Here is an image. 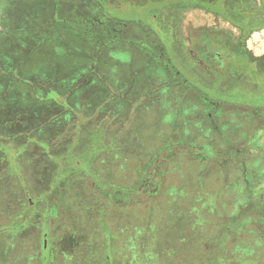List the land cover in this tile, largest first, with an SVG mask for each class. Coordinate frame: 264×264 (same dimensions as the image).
<instances>
[{"label": "rangeland", "instance_id": "rangeland-1", "mask_svg": "<svg viewBox=\"0 0 264 264\" xmlns=\"http://www.w3.org/2000/svg\"><path fill=\"white\" fill-rule=\"evenodd\" d=\"M97 1L100 13L104 18L113 20L111 28L119 30L118 34L107 35L98 26L92 27L91 23H86L85 18L77 20L72 18L71 13L60 14L57 10V0H39L33 4L32 12L39 14L41 19L34 23L28 14L19 13L16 16V19L20 18L17 29L21 30L16 34L1 33L0 45H14V42L30 37L28 29L38 27L36 30L45 31L39 36L45 44L40 45L37 54L45 49L47 55L44 62L52 78H64L68 82L74 75L80 74L84 79V72L80 73L77 68L84 69V65H87L93 68L88 70L87 74L97 78L105 86L112 104L114 101L126 100L122 96L123 93L113 90L110 86H117V81L112 79L106 82L95 69L94 56L98 42L95 35L102 32L108 46L123 51L126 49L124 41L131 33L144 31L153 42H157L164 54V47L154 33L158 31L154 23L157 12H153L156 5L150 2L137 6L124 2L118 6L115 0L111 4L110 0ZM20 11L25 13L26 10ZM200 27L229 29L235 32L229 24L212 14L202 10H190L185 13L182 25L187 48L190 46L189 32ZM74 29L81 30L87 42L89 39L96 41L94 45L89 42L86 56L76 57L74 54L78 53L75 52L78 49L75 45L79 42L76 38H71ZM48 30H57L61 38L56 42L46 43ZM114 35L120 37L115 40ZM105 42L102 44H106ZM58 43L60 47H57ZM80 44L85 45L82 42ZM54 47L58 49V53L53 52ZM247 48L254 56L263 58L264 63V29L251 36L247 41ZM112 51L116 53L114 49L110 52ZM189 52L192 56L190 49ZM162 56L161 60L167 67L178 72L169 57ZM109 66L111 71L107 72L108 75L114 72L112 70L115 65ZM130 67L131 65L126 66L125 73L128 77H135L133 71L137 68ZM28 84L32 85L31 82ZM94 86L92 82H83L77 87L76 92L80 93L82 103H75L76 108L91 107L89 100L93 98ZM141 90L146 93L143 97L146 95L147 98H153L161 89L151 88L147 92L139 88V91ZM71 92L73 90L63 96L68 102L72 96ZM55 93V89L51 88L48 95L53 99ZM143 97L138 102L139 105L130 104L131 113H134L125 122L129 126L128 138L134 144L132 149L127 147L126 150L117 151L112 147L102 153L98 151L101 133L93 134L89 131L85 137L89 141L87 148L76 153L69 147L68 153L77 154L85 162L91 161L101 153L93 165V170L83 166L82 171L69 174L65 184L54 195V201L46 206L40 203V200H45V189L49 190V187H44L36 177L29 178L32 190L30 199L35 201V204L31 205L36 207L35 211L31 213L29 225L25 230L13 237L9 234H14V231L0 235V264H42V257L48 253L43 249L45 234L51 253L48 254L47 263L46 260L43 261L45 264H264V183L255 180L251 184L250 181L238 180L243 175L242 172L248 171L243 166H238V162L244 161L246 157H256L264 151V127L255 133V137L245 149L240 148L244 153L239 154V158L229 153L209 154L201 147L187 144H175L153 155L152 152L158 151L163 145V139L167 141L169 137L173 141L175 136L172 126L166 125L170 116L163 118L159 115L161 109L169 111V107L159 104V110L155 111ZM21 101L19 96H14L11 103L16 112L6 113L4 116L7 117L3 119L12 122L20 118L32 124L30 118L23 119L19 116V113L25 110V103L20 104ZM26 105L29 108L31 106L27 103ZM55 105L52 102V106ZM107 105L104 108L107 109ZM139 106L142 109L136 112ZM96 107L98 106H92L91 109ZM113 107L115 108L116 104H113ZM99 113L102 112L96 111L93 124L112 131L110 140L113 143L115 131L120 124L111 116L107 119L100 118L97 115ZM85 119L76 115L74 120L64 119V123L74 122L78 126L84 123ZM156 120L157 126L150 129ZM1 121L4 120L1 119L0 123ZM54 121L55 117L49 114L43 115L41 119V122L46 124ZM54 133L59 140L66 136L76 141L78 137V131L63 134L56 130ZM119 139V144H123L124 139ZM26 142L35 141L31 136ZM119 144L115 143L114 146ZM0 148L6 154L9 151L8 145H0ZM6 159L7 157L0 159L1 181L6 169L12 173L19 170L17 163L11 160L6 162ZM38 164L39 160L35 161V165L32 164L34 168L28 167V171L39 168L48 170ZM63 175L60 169L50 175V189L57 186ZM198 176L203 177L206 189ZM20 186H24L22 182ZM131 187L135 191L130 190ZM28 199L26 198V201ZM45 207L47 212H44ZM238 219L242 220L238 222ZM7 221L8 216L0 214V228ZM227 221L234 223L228 225ZM228 230L239 233L233 232L229 235ZM222 233L223 237L220 236ZM6 244L8 249L4 253L3 246Z\"/></svg>", "mask_w": 264, "mask_h": 264}, {"label": "trees", "instance_id": "trees-1", "mask_svg": "<svg viewBox=\"0 0 264 264\" xmlns=\"http://www.w3.org/2000/svg\"><path fill=\"white\" fill-rule=\"evenodd\" d=\"M115 1L118 6L124 2L137 6L154 3L156 6L153 12H157L154 23L158 27V31L154 33L164 47L163 54L157 42H153L144 31L131 33L124 41L126 49L123 51L108 46L105 42L107 39L103 37L104 34L95 35L98 41L97 53L94 56L95 69L106 82L116 80L117 86L113 84L110 86L113 90L123 93L122 96L126 99L114 101L115 108L109 100L105 86L97 78L94 79L87 74L88 70L93 69L87 65H84L86 67L84 69L77 68V71H81L80 73L84 72V79L80 77V74L74 75L68 82L64 78L61 80L52 78L44 62V57L47 55L45 49L37 54L40 45L45 44L39 39L44 30L28 29L30 37L20 39L19 42H14V45H0V120H4L0 123V145L9 147L7 154L0 148V159L7 157L6 162L11 160L19 167L17 173L6 169V173L2 175V181L0 179V214L8 216L7 223L0 228V235L14 231V234H9L13 237L29 225L31 213L36 208L31 205L35 204V201L30 199L32 194L30 177L31 179L36 177L44 187H49V190L45 189L44 201L40 200V196L38 197L40 203L46 206L54 201V195L65 184L69 174L78 170L82 171L83 166H87L90 171L93 170V165L101 153L89 162L83 161L77 154L69 155L68 153L69 147L76 153L87 148L89 141L85 137L89 131L93 134L101 133L98 151L102 153L109 151L112 147H115L117 151L118 149L126 150L127 147L132 149L134 144L128 138L129 126L125 122L134 113H131L130 104L139 105L141 97L146 94L142 90L139 91V88L147 92L151 88L161 89L160 93L157 92L153 98H147L144 95L143 98L151 105L150 108L158 111L159 104L169 107V111L161 109L159 115L163 118L166 115L170 116L166 125L172 126L175 139L173 141L169 137L167 141L163 139V145L158 151L152 152L153 155L175 144H187L201 147L209 154L229 153L239 158V154L244 153V150L240 148L245 149V146L255 137V133L264 127L263 58L254 56L247 48V41L251 36L264 29V0ZM112 2L113 0H110L109 4ZM194 9L220 18L235 32L211 27L191 30L188 48L193 55L190 56L189 49L184 43L182 25L185 13ZM73 31L71 38L74 37L79 41L75 45L78 48L75 52L78 53L74 54L76 57L86 56L89 42L90 45H94L95 39H89L87 42L81 30ZM60 35L57 30H48L46 43L56 42L61 38ZM80 42L85 45L81 46ZM104 42L106 44H102ZM56 45L60 47L59 43ZM111 49H114L116 53L110 52ZM52 50L58 53L57 48L54 47ZM162 55L169 57L178 72L167 67V64L161 60ZM26 60L28 62L25 63ZM109 64L111 67L112 64L115 65L112 70L114 72L112 74L110 72V75L107 74L111 71ZM127 65H131V69L137 68L133 71L135 77H128L125 73ZM29 82L32 85L28 84ZM83 82L95 84L93 98L89 100L91 107L98 106L95 109L75 106V103L79 101L82 103V97L76 89ZM51 88L56 91L53 99L51 95H48ZM70 90L73 92L68 102L63 96ZM14 96L21 98L20 104L25 103V110L19 113V116L23 119L30 118L33 121L32 124L20 118L12 122L3 119L7 117L4 116L7 115L6 113L16 112L11 103ZM52 102L56 105L52 106ZM26 103L31 104L30 108ZM106 105L107 109L104 108ZM139 109L142 108L139 106L136 112ZM96 111L102 112L97 114L100 118L107 119L111 116L118 120L120 126L115 131L113 143L110 140L112 131L93 124ZM47 114L53 115L56 121L50 124L41 122L42 116ZM76 115L86 118L85 122L78 126L74 122L64 123V119L74 120ZM157 121L152 123L150 129L157 126ZM56 130L63 134L78 131V137L76 141L66 136L59 140L54 133ZM31 136L35 142H26ZM119 138L124 139L121 145ZM115 143L119 145L114 146ZM38 160V165L48 170L39 168L28 171V167L34 168L32 164L35 165V161ZM238 166L248 170L242 172L243 175L238 179L239 181H250L252 184L257 180L259 183H264V151L256 157H246L244 161L238 162ZM59 169L64 175L57 186L50 189V175ZM198 177L206 189L203 177ZM21 182L23 187L20 186ZM134 188L129 189L135 191ZM26 198L29 199L26 201ZM44 210L47 212L46 207ZM234 218L237 219V217ZM240 220L237 221L240 222ZM232 223L234 222L227 224ZM233 232L239 233V231L228 230L227 234L232 235ZM220 236L223 237L224 234ZM7 245L3 246L4 253L8 249Z\"/></svg>", "mask_w": 264, "mask_h": 264}, {"label": "flooded vegetation", "instance_id": "flooded-vegetation-1", "mask_svg": "<svg viewBox=\"0 0 264 264\" xmlns=\"http://www.w3.org/2000/svg\"><path fill=\"white\" fill-rule=\"evenodd\" d=\"M38 1L39 0H0V34H16L19 30H21L17 29L20 18L18 17L16 19V16H18L19 13L28 14L31 21L34 23L41 19L39 14L32 12L33 4ZM57 4V10L60 11V14L63 12L71 13L72 18L77 20L85 18L84 21L86 23H91L92 27L98 26L104 33L110 36H112L111 33L118 34L119 32V30L115 31L111 28L113 20H111V18H104L100 13L97 0H57ZM20 9H25V13L20 11ZM100 34L102 35V32H100ZM114 37L115 40H117L120 36L114 35ZM43 249L48 252L45 254L46 257H44L45 255L43 256L44 259L42 257V264H45L43 261L46 260L47 263V260L49 259L48 254H51L49 252L50 248L48 246L47 234H45V245ZM108 258L111 260L110 256H108Z\"/></svg>", "mask_w": 264, "mask_h": 264}]
</instances>
